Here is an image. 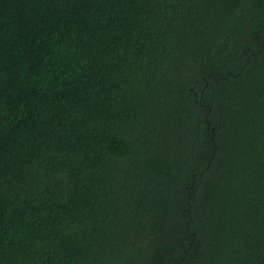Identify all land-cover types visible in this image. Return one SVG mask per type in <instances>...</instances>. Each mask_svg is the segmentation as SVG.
Here are the masks:
<instances>
[{
  "label": "trees",
  "instance_id": "1",
  "mask_svg": "<svg viewBox=\"0 0 264 264\" xmlns=\"http://www.w3.org/2000/svg\"><path fill=\"white\" fill-rule=\"evenodd\" d=\"M0 264H264V0H0Z\"/></svg>",
  "mask_w": 264,
  "mask_h": 264
}]
</instances>
